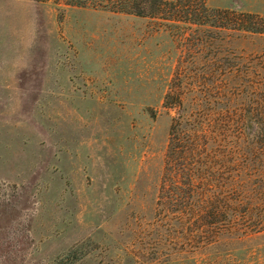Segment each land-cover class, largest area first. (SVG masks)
<instances>
[{
  "label": "rangeland",
  "instance_id": "rangeland-1",
  "mask_svg": "<svg viewBox=\"0 0 264 264\" xmlns=\"http://www.w3.org/2000/svg\"><path fill=\"white\" fill-rule=\"evenodd\" d=\"M129 5L0 0V264H264V33ZM169 94L245 207H169Z\"/></svg>",
  "mask_w": 264,
  "mask_h": 264
},
{
  "label": "trees",
  "instance_id": "trees-1",
  "mask_svg": "<svg viewBox=\"0 0 264 264\" xmlns=\"http://www.w3.org/2000/svg\"><path fill=\"white\" fill-rule=\"evenodd\" d=\"M124 1L130 3L131 8L123 10L137 15L147 13L141 7L142 2L153 1L160 6H166L167 11L176 19L200 24L210 22L219 30L227 28L233 31L264 33V15L250 11L211 8L207 4L208 0ZM183 105L181 97L174 94L166 96L165 106L177 111L172 120L165 157L166 178L169 180V207H245L243 201H239L238 195L235 197L230 188L220 184V188L215 189L209 183L211 171L207 168L208 160L205 161L206 155L200 144L202 131L196 123L186 118ZM234 166L239 168L240 161L238 166Z\"/></svg>",
  "mask_w": 264,
  "mask_h": 264
}]
</instances>
